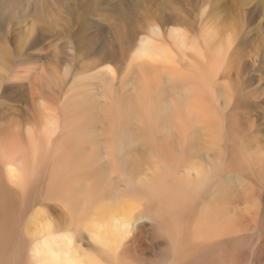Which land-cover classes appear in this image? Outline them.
<instances>
[{
	"label": "rangeland",
	"instance_id": "1",
	"mask_svg": "<svg viewBox=\"0 0 264 264\" xmlns=\"http://www.w3.org/2000/svg\"><path fill=\"white\" fill-rule=\"evenodd\" d=\"M89 125L99 138L77 139ZM111 127L124 130V141L125 131L141 130L146 142L167 150L170 141L179 156L186 151L178 174L174 158L160 162V171L169 175V189L179 182L183 206L195 188L185 181L204 182L186 220L174 225L184 234L204 221L212 236L203 244L192 231L172 243L170 224H158L149 204L128 196L127 178L112 172L99 185L89 175L78 186L88 198L76 203L77 178L96 166L76 164L73 147L91 152L115 142ZM211 162L220 171L207 176ZM147 167L140 179L153 175ZM263 174L264 0H0V190L8 198V205L0 201V264H42L44 255L60 254L51 245L95 264L104 247L94 237L110 233L104 221L113 219L129 229L120 264H264ZM109 191L120 199L102 220L100 195ZM209 202L212 211L204 208ZM216 212L223 216L206 220ZM32 221L48 223L52 236L44 240Z\"/></svg>",
	"mask_w": 264,
	"mask_h": 264
},
{
	"label": "bare ground",
	"instance_id": "2",
	"mask_svg": "<svg viewBox=\"0 0 264 264\" xmlns=\"http://www.w3.org/2000/svg\"><path fill=\"white\" fill-rule=\"evenodd\" d=\"M139 68V67H138ZM152 74V73H151ZM150 80V79H149ZM138 82V81H137ZM167 83V82H166ZM138 84V83H137ZM168 84V83H167ZM170 85V83H169ZM173 85V84H172ZM130 86V85H129ZM176 86V85H174ZM125 87V86H124ZM171 87V86H170ZM169 87V88H170ZM122 88V87H121ZM172 88V87H171ZM125 89V88H122ZM164 90V89H163ZM143 91V90H142ZM161 91V90H159ZM129 92V91H128ZM126 91V93H128ZM145 92V91H143ZM122 93V92H121ZM145 94V93H144ZM129 95V94H128ZM123 96V95H121ZM121 96H119V98H121ZM131 96V95H130ZM125 97V96H124ZM129 97V96H128ZM127 96L125 98H128ZM118 100V99H117ZM120 100V99H119ZM128 99H126L127 101ZM121 101V100H120ZM124 101V100H123ZM129 101V100H128ZM149 101V100H148ZM121 103V102H120ZM129 103V102H128ZM118 104V102H117ZM116 104V105H117ZM136 104V103H135ZM236 104V103H235ZM126 106V105H125ZM130 106V105H129ZM133 106V105H132ZM128 107V106H127ZM136 107V106H135ZM240 107V106H239ZM110 108V107H109ZM112 108V107H111ZM110 108V109H111ZM235 108V107H234ZM232 108V109H234ZM119 109V108H118ZM136 109V108H135ZM101 112V111H100ZM110 112V111H109ZM118 112V111H117ZM126 112V111H125ZM98 114V112H96ZM107 113V112H106ZM120 113V112H118ZM117 113V114H118ZM92 114V113H91ZM112 114V112H111ZM88 115V114H87ZM116 115V114H115ZM82 116V115H81ZM155 117V116H154ZM97 118V117H96ZM103 118V117H102ZM108 118V117H106ZM118 118V117H117ZM95 119V118H94ZM101 119V118H100ZM104 119V118H103ZM102 119V120H103ZM113 119V118H112ZM116 119V118H115ZM188 119V118H187ZM89 121V120H88ZM87 121V122H88ZM97 121V120H96ZM168 121V120H167ZM166 121V122H167ZM90 122H93V117L91 118ZM116 122V121H115ZM160 122V121H159ZM165 122V123H166ZM182 122V121H181ZM98 125V124H97ZM100 126V124H99ZM114 126V125H113ZM119 127V126H118ZM103 128V127H102ZM112 128V127H111ZM131 128V127H130ZM125 129V128H124ZM158 130V129H157ZM98 130H95V128L91 125L87 126L85 130L83 131H79V136H77L79 140H83V141H87V140H93L94 138H96V136L98 137ZM106 131V130H104ZM109 130H107L108 132ZM111 131V130H110ZM109 131V132H110ZM113 131L116 133V136H114L116 139L115 142L111 143L108 142L106 144H101V145H95L94 149L89 152L88 150H84L82 148H74L73 147V152H74V156L76 158V164L80 163L82 164L83 162L88 163L89 166H93L95 165V169L93 170L91 167V173H87V176L82 175L80 178H77V182L75 183V188L73 189L74 192H76L75 194H77V198H74L76 200V203L78 205L85 204V199H86V192L85 190L82 189V185L83 182L85 183L88 179H89V175L98 177L99 179H97L98 185L100 183V180L102 178H109V173H115L116 178L118 177H122V178H127L126 180L129 182V184L127 186L130 187V190L132 192V194H129L128 196H138L139 198H141L144 202H146V204H149L152 211L154 213H156L157 217H158V224H160L161 226L163 225V223H167L168 225L170 224V228L168 230L170 236L168 235V237H171L170 240H172V243L176 242L179 239V235H181L182 237L185 238L184 235H186V238L189 237V235L192 233V236H194L195 241L194 243H199V241H201V243H204V239L203 238H207L206 236L209 235V237L212 236V232H209V229L207 230L204 226L205 223L204 221H199V223L196 225V227L194 228H189L186 227L184 234L183 232H181L180 234L177 233V231H174V225L180 224L181 222V218L185 219V217H187V211L190 210V208H192V204L191 202H194L197 200L198 193H200V187L204 185V182H199L200 180H193L190 178L186 177V181L185 183H187L186 185L190 186V187H194L191 190H187L188 196H189V204L190 205H185L183 206V201H185L183 199V201L181 200V198H184L186 196L185 192H183V189H179V182L175 183V188L173 189H169L168 187L170 186V182L168 183V179H169V175H167V173L165 174L164 172L160 171V167L161 164L160 162L164 163V162H169L171 160L176 159L177 161H174V163L178 162L177 165L174 166V171L178 174V170L184 166L185 162H183V158H186V154L185 152H182L181 155L179 156V154L176 155V150H172V148H175L176 146L173 145V143H171L170 141H168V138L171 140L173 139V134H171V132H164L166 134V138L165 140H167L168 142L167 144V150L163 149L164 147H162L161 145L157 144L156 142H152L155 141L154 139L148 140V142H146L145 140H142L141 135L143 134V132L140 130L138 131H125V135L127 140L124 141V130H116L114 128H112L111 134L113 133ZM159 131V130H158ZM158 131H156L158 133ZM170 131V130H169ZM190 131V132H189ZM187 130V129H182V132L185 133V138L186 140L192 138L193 135V130ZM100 133V132H99ZM163 133V134H164ZM179 133V132H178ZM101 134V133H100ZM105 134V133H104ZM110 134V135H111ZM107 135V133H106ZM176 135V134H175ZM181 135V134H180ZM108 136V135H107ZM113 136V135H112ZM111 136V137H112ZM175 137V136H174ZM182 137V136H181ZM99 138V137H98ZM141 138V139H140ZM183 138V137H182ZM181 138V139H182ZM184 139V138H183ZM78 140V141H79ZM95 140V139H94ZM93 140V141H94ZM97 140V139H96ZM95 140V141H96ZM101 140V139H100ZM104 140V139H103ZM185 140V139H184ZM71 141V140H70ZM111 141V139H110ZM182 141V140H181ZM89 142V141H88ZM101 142V141H100ZM183 142V141H182ZM72 143V142H70ZM69 143V144H70ZM105 143V141H104ZM79 144V143H78ZM84 144V143H83ZM82 144V145H83ZM86 144V143H85ZM91 144V143H90ZM180 144V143H179ZM74 145V144H72ZM89 146V143L86 144ZM163 145V144H162ZM182 145V144H181ZM187 145L190 147L189 143H187ZM79 146V145H78ZM93 146V145H90ZM164 146V145H163ZM166 146V145H165ZM178 146V145H177ZM216 146H219V144H217ZM84 147V146H83ZM86 148V147H85ZM91 148V147H90ZM191 148V147H190ZM201 149V146L199 147ZM210 149V148H209ZM217 149V147L215 148ZM90 150V149H89ZM165 150V151H164ZM181 150V149H180ZM211 150V149H210ZM219 150V149H218ZM72 151V150H71ZM190 152L191 156H196L197 150L194 148H191L188 150ZM218 152V151H217ZM200 153V152H199ZM184 154V155H183ZM222 153L220 152L219 156L222 160ZM234 154V152H233ZM105 155L108 156L110 163L108 164H101L102 160H105ZM198 155V154H197ZM235 155V154H234ZM110 156V157H109ZM183 156V157H182ZM189 156V155H188ZM200 155H198L199 157ZM74 158V159H75ZM157 158V161L155 162L154 159ZM190 158V157H189ZM153 159V160H152ZM192 159V157H191ZM79 160V161H77ZM83 161V162H82ZM99 162V164H98ZM75 163V162H74ZM73 163V164H74ZM114 164L113 166H111L110 164ZM173 163V165H174ZM210 163V162H208ZM212 164H210L211 168L208 166H203L202 172L206 171V168L208 167V174L212 175L213 173H216L219 170V168H217V166L215 165L214 162H211ZM240 165L241 162H239ZM74 164V165H76ZM168 163L167 166H169ZM207 164V163H206ZM87 165V164H86ZM144 166H148L147 167V171L152 170L153 172V178L152 176H148V174L144 177H142L140 179V176L146 174L145 173V169ZM165 166V165H164ZM166 166V167H167ZM227 167H229L228 165H226ZM78 167V166H77ZM226 167V168H227ZM162 168V167H161ZM173 168V167H171ZM77 170V169H76ZM165 170V169H164ZM173 170V169H171ZM84 171V170H83ZM87 171V170H86ZM169 171V170H168ZM172 172V171H171ZM170 172V173H171ZM174 172V173H175ZM82 173V172H81ZM175 173V174H176ZM85 174V173H84ZM264 175V174H263ZM190 177V175H189ZM73 178V177H72ZM74 179V178H73ZM208 180V177L206 178ZM259 179V178H258ZM94 180V179H93ZM113 178L111 177L109 179V181L112 182ZM118 179H114L115 183L119 184L117 182ZM138 183H137V181ZM185 180V179H184ZM258 180H255V182H257ZM89 182V181H88ZM104 182V181H103ZM122 182V181H121ZM175 182V181H174ZM184 182V181H183ZM208 182V181H207ZM206 182V183H207ZM137 183V184H136ZM143 183L142 185H140L138 187V184ZM163 183H165V185H163ZM79 184L82 186L81 188H79ZM125 184V183H124ZM263 184V183H262ZM102 185V184H101ZM120 185V184H119ZM118 185V186H119ZM122 185V184H121ZM167 185V187H166ZM174 186V185H172ZM96 187V186H95ZM178 187V188H177ZM190 187H188L190 189ZM204 187V186H203ZM73 188V186H72ZM102 189V188H101ZM105 189V188H104ZM107 190V189H106ZM219 190V189H218ZM257 190V188H256ZM72 191V192H73ZM186 191V192H187ZM73 192V193H74ZM92 192V191H91ZM223 192V189L217 191V195L220 196V193ZM260 192V191H257ZM191 193V194H190ZM197 193V194H196ZM86 194V195H85ZM123 194V195H122ZM121 197L125 198L126 194L122 193ZM195 194V195H194ZM173 195V197H172ZM264 195V194H263ZM119 195H117L116 193H113L112 191H109V193H102V195H100V198L106 202V204L100 208H98L99 212H102V220H105L115 209L116 205L110 204V202H117V200L120 199V197H118ZM127 196V197H128ZM118 197V198H116ZM228 197V196H227ZM88 198V197H87ZM99 197H97V199H100ZM116 198V199H115ZM90 199V198H89ZM187 199V201H188ZM74 200V201H75ZM0 201H2L5 205H8V198L4 197V195L2 196V192L0 190ZM73 201V200H72ZM84 201V202H83ZM74 203V202H73ZM71 202L70 206L72 207V209L74 210V205ZM214 203H216L214 201ZM217 205H219V202L216 203ZM82 205V206H83ZM214 204H212L211 202H209V204H206L204 206V208H206V210H208V208L212 211L211 207H213ZM148 207V208H150ZM76 208V207H75ZM75 212V210H74ZM189 212V211H188ZM11 210H10V206H9V212L8 215L6 216V218L10 219L9 220V226H8V237L12 236V233L14 232V228H15V220L12 219L13 216L10 214ZM152 213V212H151ZM262 215V214H261ZM206 220H211V218H213L212 220H215L216 217H221L223 216L222 213H209L206 214ZM209 216V218H208ZM255 216V215H254ZM260 217V216H259ZM179 218V220H177ZM229 218V217H228ZM156 219V218H155ZM227 220V219H226ZM234 220V219H233ZM167 221V222H166ZM224 221V220H223ZM222 221V222H223ZM33 222V223H32ZM32 225L36 226L37 228V233L39 235L42 236V238L44 240H46V238L52 236V229L51 226L48 223H38L37 221H32ZM35 222V223H34ZM170 222V223H169ZM228 222V221H227ZM234 222V221H233ZM231 221L229 222V227ZM261 223V222H260ZM105 226L108 228H110L109 230L111 231L110 233L104 230H101L103 232L100 231V233H97V235H95V239L96 241L102 245L104 247L103 252L101 253V257L99 256H95V259L93 260L95 264H120L119 263V256H118V250L120 249V247L122 246L123 241H125V237L129 234V229L126 227L125 224L120 223V221H116V219H113L111 222L108 221H104ZM166 224V226H167ZM214 224V223H213ZM237 226V224H234ZM187 226V225H186ZM189 226V225H188ZM235 226V227H236ZM168 227V226H167ZM234 227V226H232ZM230 227V228H232ZM240 227V226H239ZM238 227V228H239ZM178 228V227H177ZM227 228V227H226ZM230 228L228 229V231H230ZM234 229V228H233ZM124 230V231H123ZM223 231V230H222ZM219 231V232H222ZM259 231V230H258ZM226 233V232H223ZM222 233H220L221 235ZM228 235L230 234V232L227 233ZM5 235V234H4ZM226 234H224L225 236ZM188 236V237H187ZM223 236V235H222ZM223 236V237H224ZM264 236V233H263ZM227 237V236H226ZM223 238V241H225ZM257 237V236H256ZM231 238V237H230ZM229 238V239H230ZM7 237L4 238L2 244L4 242H6ZM228 239V242H229ZM182 240V239H181ZM180 240V241H181ZM221 240V239H220ZM258 240V239H257ZM227 241V239H226ZM192 242V241H191ZM212 244V242L210 243ZM218 244V243H217ZM216 244V245H217ZM221 244V243H220ZM227 244V243H226ZM225 245V243H224ZM45 247H48V244L45 242L44 243ZM263 246V245H262ZM125 247V246H124ZM223 247V245H222ZM226 247V246H225ZM259 247V246H258ZM183 248V247H182ZM189 248H191V245L189 244L188 249L183 248L186 250H189ZM216 248V247H215ZM221 248V247H220ZM219 248V249H220ZM51 250L57 249V251L60 253L58 255L51 253V255H49L48 257H45V255L43 257H41L42 259V264H61L59 263V261H62L64 264H81V263H88L90 264V261H88L85 258H79V257H72L70 256L68 253L64 252L65 248H61V246H56V248L54 246H50ZM123 249V248H122ZM218 249V250H219ZM256 249V248H255ZM261 249H263L261 247ZM217 250V248H216ZM258 250V249H257ZM102 251V250H101ZM185 252V251H184ZM226 252V251H225ZM260 252V251H259ZM221 253V252H220ZM127 254V253H126ZM140 254V253H139ZM224 253H222L223 255ZM229 254V253H228ZM60 255L64 256L62 258H60ZM128 255V254H127ZM133 255V254H132ZM201 255V254H200ZM225 255V254H224ZM230 255V254H229ZM145 256V255H143ZM45 257V258H44ZM100 257V258H99ZM177 257V256H176ZM203 257V256H202ZM135 258V257H133ZM204 258V257H203ZM220 258H222V256H220ZM257 258V257H256ZM141 260V258H139ZM192 259V257H191ZM190 259V260H191ZM233 259V258H232ZM221 260V259H220ZM223 262L224 259L222 258ZM38 261H41L40 259ZM193 264L197 263V261L193 260L192 261ZM222 262V261H220ZM228 262V260H227ZM259 262V261H258ZM231 263V262H230ZM233 263V262H232ZM226 264V263H225ZM234 264V263H233Z\"/></svg>",
	"mask_w": 264,
	"mask_h": 264
}]
</instances>
